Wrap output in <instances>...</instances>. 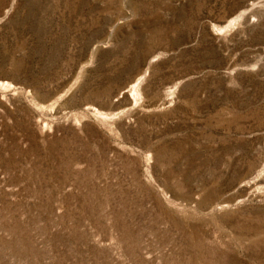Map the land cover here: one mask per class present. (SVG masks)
Masks as SVG:
<instances>
[{
  "label": "rangeland",
  "instance_id": "1",
  "mask_svg": "<svg viewBox=\"0 0 264 264\" xmlns=\"http://www.w3.org/2000/svg\"><path fill=\"white\" fill-rule=\"evenodd\" d=\"M0 264H264V0H0Z\"/></svg>",
  "mask_w": 264,
  "mask_h": 264
}]
</instances>
